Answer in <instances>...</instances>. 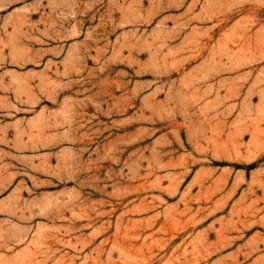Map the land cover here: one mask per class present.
I'll list each match as a JSON object with an SVG mask.
<instances>
[{
  "label": "rangeland",
  "instance_id": "1",
  "mask_svg": "<svg viewBox=\"0 0 264 264\" xmlns=\"http://www.w3.org/2000/svg\"><path fill=\"white\" fill-rule=\"evenodd\" d=\"M0 264H264V0H0Z\"/></svg>",
  "mask_w": 264,
  "mask_h": 264
}]
</instances>
